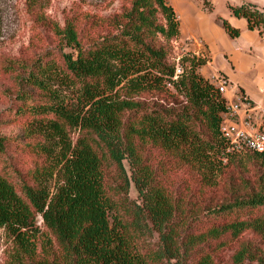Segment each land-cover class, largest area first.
Returning a JSON list of instances; mask_svg holds the SVG:
<instances>
[{"label": "trees", "instance_id": "1", "mask_svg": "<svg viewBox=\"0 0 264 264\" xmlns=\"http://www.w3.org/2000/svg\"><path fill=\"white\" fill-rule=\"evenodd\" d=\"M228 10L264 35L263 9L244 2ZM217 19L230 39L241 35ZM63 33L77 53L58 67L43 57L42 80L27 84L44 94L72 88L74 101L20 92L0 119L22 121L23 130L0 137V228L14 243L10 264H220L228 248V264H264V155L226 152L225 99L197 72L204 60L177 61L174 8L120 0L118 12L76 28L67 22ZM8 149L21 165L8 162ZM178 170L193 182L184 195L169 188ZM130 182L139 202L129 198Z\"/></svg>", "mask_w": 264, "mask_h": 264}, {"label": "rangeland", "instance_id": "2", "mask_svg": "<svg viewBox=\"0 0 264 264\" xmlns=\"http://www.w3.org/2000/svg\"><path fill=\"white\" fill-rule=\"evenodd\" d=\"M207 1L209 5L204 8L202 0H166L174 8L181 27L180 39L174 43L177 61L183 54L204 60V65L197 71L203 78L216 85V79L226 77L237 95L248 93L257 105L264 107V35L260 36L257 31H253L245 37L239 36L240 39L231 52L213 54L201 34H197L214 26L221 27L217 17L225 18L228 15V5L247 2L264 10V0ZM119 8L120 0H41L37 6H33L28 0H0V119L10 117L9 110L20 92L48 99H52L53 94L58 100L73 102L76 96L74 89L54 85L51 92L44 94L31 89L27 78L42 80L38 62H42L43 57L51 58L58 67L62 65L65 55L74 56L77 53L63 33L67 22L76 28L85 17L116 13ZM191 22L193 27L189 29L186 24L189 26ZM226 97L230 99L231 93L226 94ZM21 122L0 126V137L20 138L23 132L22 124H19ZM6 154L9 163L21 165V159L14 156V150L8 149ZM158 161L156 153L154 166ZM226 161L227 159H223V163ZM123 165L129 176L127 161ZM243 165L248 167V162L243 161ZM169 176L173 179L169 188L178 195L187 193V186L193 187L186 171H174ZM56 184L55 175L47 181L46 186L51 194ZM129 198L140 201L132 182ZM37 220V225L43 230L41 218L37 217ZM151 240L156 243L157 234H153ZM13 244L11 234L0 228V264H10ZM232 252L231 248L225 249L220 254V264H228ZM173 263L174 261L171 262Z\"/></svg>", "mask_w": 264, "mask_h": 264}, {"label": "built area", "instance_id": "3", "mask_svg": "<svg viewBox=\"0 0 264 264\" xmlns=\"http://www.w3.org/2000/svg\"><path fill=\"white\" fill-rule=\"evenodd\" d=\"M216 81L215 86L225 99L220 134L226 142V152H255L264 155V107L257 105L247 94L237 95L226 77ZM229 92L232 97L227 99L226 94Z\"/></svg>", "mask_w": 264, "mask_h": 264}, {"label": "crops", "instance_id": "4", "mask_svg": "<svg viewBox=\"0 0 264 264\" xmlns=\"http://www.w3.org/2000/svg\"><path fill=\"white\" fill-rule=\"evenodd\" d=\"M225 19L228 21V23L233 26L234 28H238L241 30V35L240 37H245L248 33H251L253 31H249L247 29V23L244 19H237L234 18L230 12L228 15L225 17ZM193 23L189 24V26L186 24V26L191 29L193 26ZM181 30V27H180ZM201 34L203 39L205 40V43L208 47V49L211 50L213 54H221L224 51L231 52L232 48L237 45V40L240 38L236 39H230L224 29L219 26H214L211 29H208L206 31H203L202 33H197ZM195 39V38H194ZM195 41V40H194ZM222 46V47H221ZM248 95V93H247Z\"/></svg>", "mask_w": 264, "mask_h": 264}]
</instances>
